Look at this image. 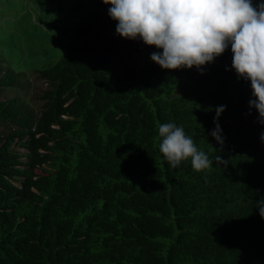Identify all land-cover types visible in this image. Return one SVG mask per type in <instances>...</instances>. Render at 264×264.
<instances>
[{
	"label": "trees",
	"instance_id": "1",
	"mask_svg": "<svg viewBox=\"0 0 264 264\" xmlns=\"http://www.w3.org/2000/svg\"><path fill=\"white\" fill-rule=\"evenodd\" d=\"M66 7L79 15L36 69L37 107L0 54V264H264V125L231 46L203 74L163 69L151 59L161 49L116 34L110 4ZM221 105L222 145L209 134ZM169 122L211 172L191 157L170 167L158 134Z\"/></svg>",
	"mask_w": 264,
	"mask_h": 264
},
{
	"label": "clouds",
	"instance_id": "2",
	"mask_svg": "<svg viewBox=\"0 0 264 264\" xmlns=\"http://www.w3.org/2000/svg\"><path fill=\"white\" fill-rule=\"evenodd\" d=\"M110 4L108 15L117 21L116 34L142 40L162 51L151 53L161 68L196 69L203 74L208 63L231 46L232 68L238 78L251 83L249 113L255 108L264 125V0H102ZM228 70V69H226ZM226 105L216 108L215 128L209 133L224 143L218 123ZM159 150L170 167L177 168L191 157L194 171L211 172L213 159L198 148L184 127L174 122L159 125ZM264 141V131L260 133ZM217 164H227L221 156ZM264 218V197L255 201Z\"/></svg>",
	"mask_w": 264,
	"mask_h": 264
},
{
	"label": "rangeland",
	"instance_id": "3",
	"mask_svg": "<svg viewBox=\"0 0 264 264\" xmlns=\"http://www.w3.org/2000/svg\"><path fill=\"white\" fill-rule=\"evenodd\" d=\"M78 15L67 9L66 0H0V54L4 64L28 77L21 93L36 107L45 87L36 69L64 51Z\"/></svg>",
	"mask_w": 264,
	"mask_h": 264
}]
</instances>
